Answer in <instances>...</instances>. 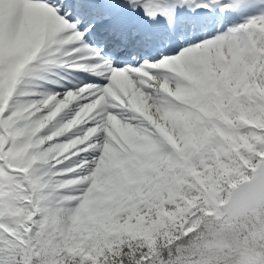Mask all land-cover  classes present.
<instances>
[{"label": "snow or ice", "instance_id": "snow-or-ice-1", "mask_svg": "<svg viewBox=\"0 0 264 264\" xmlns=\"http://www.w3.org/2000/svg\"><path fill=\"white\" fill-rule=\"evenodd\" d=\"M0 264H264V0H0Z\"/></svg>", "mask_w": 264, "mask_h": 264}]
</instances>
